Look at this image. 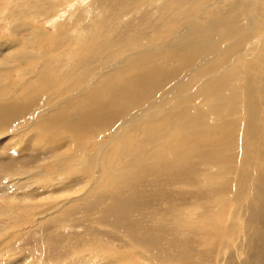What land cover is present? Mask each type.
<instances>
[{
    "label": "bare ground",
    "instance_id": "bare-ground-1",
    "mask_svg": "<svg viewBox=\"0 0 264 264\" xmlns=\"http://www.w3.org/2000/svg\"><path fill=\"white\" fill-rule=\"evenodd\" d=\"M74 1L30 0L0 44V136L17 138L1 170L35 193L83 178V194L8 203L7 219L80 213L120 241L106 256L118 263L185 262L196 247L215 264H264V0H168L189 4L184 27H143L163 0H77L67 14Z\"/></svg>",
    "mask_w": 264,
    "mask_h": 264
},
{
    "label": "rangeland",
    "instance_id": "rangeland-1",
    "mask_svg": "<svg viewBox=\"0 0 264 264\" xmlns=\"http://www.w3.org/2000/svg\"><path fill=\"white\" fill-rule=\"evenodd\" d=\"M85 1L88 2L90 0ZM185 3L187 2H184L181 6L175 5V7H173L168 0H163V2H159L154 10H144L142 14H154V16L149 19L143 27H149L150 25L158 26V24L164 22L163 18H165V21L169 20V22L173 20L172 22L175 27H184L188 18L186 20L183 10L189 5ZM78 4L81 3H77V0L72 2L67 14L73 11L74 8L80 6ZM29 7L30 0H0V16L2 14L4 17L9 18L11 27L7 32H3V26L5 24H1L0 22V36H2L0 44L6 46L10 43L9 39L14 34L12 31L18 29L17 17H20L22 21L28 20L26 14H30V11H28ZM170 7H172V11L170 14H167ZM64 13H66V11L60 13V15ZM100 22V27L103 31H108L110 28H113L116 38H121L119 23L113 24L104 17H100ZM170 24L172 25V23ZM183 24L185 25L182 26ZM44 25L46 27L47 24ZM46 28L52 30L53 27L47 25ZM26 37L27 35L21 40L20 45L10 47V51L13 52L15 49H19L20 46L26 43L28 44L30 41L27 40ZM110 42L112 43V40ZM114 44L115 43L106 45L111 46ZM1 57L0 55V60ZM13 132L15 131H10L9 135L5 138L0 136V213L2 215H0V264H125L110 261L106 257L108 253H111L112 245L120 246V241L118 242L115 239L112 241L111 238L108 239L101 234L95 233L91 229L89 223H86V220L83 218L85 216L80 213H74L70 217L61 216V221L58 225L52 223L53 220H50L53 215H48L43 222L38 224H36L33 216H28L29 218L26 216L25 220L23 218L19 220V222L21 220L23 221H21L19 227L17 224L7 219L11 217V215L15 216L19 214L17 209L12 208L8 203L36 206L38 203L49 205L50 202L57 200L56 202L61 204L66 202V200L76 199L83 194L81 186L84 185L83 178L72 183L68 177L69 187L59 190L50 189L43 193H35L21 187L13 188L14 180L9 178L6 179L2 175L3 171L1 170L4 163L7 161L5 158L17 150V138L14 136ZM43 179L45 182L55 184L56 182L64 181L65 178L56 177V179H54L50 177L46 179V177H43ZM74 203L82 202L76 201ZM68 207L69 205L67 206L66 204L62 207V210ZM7 212H9V214H7L8 216L5 214ZM10 212H12V214ZM98 227H101V229L108 228L107 224L104 226L99 225ZM176 230L180 236L185 235L184 226H180ZM116 248L119 247L116 246ZM82 250H84L83 253H81ZM194 252L190 260L185 259V262L181 261L175 264H215V259L211 255L206 254L204 256L205 253L197 252L196 247ZM146 260L148 259L142 258L140 262L145 263ZM196 261H200V263H196Z\"/></svg>",
    "mask_w": 264,
    "mask_h": 264
}]
</instances>
